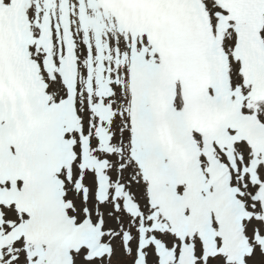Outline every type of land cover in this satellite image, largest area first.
I'll return each mask as SVG.
<instances>
[{
  "label": "snow or ice",
  "instance_id": "1",
  "mask_svg": "<svg viewBox=\"0 0 264 264\" xmlns=\"http://www.w3.org/2000/svg\"><path fill=\"white\" fill-rule=\"evenodd\" d=\"M0 264H264V0H0Z\"/></svg>",
  "mask_w": 264,
  "mask_h": 264
}]
</instances>
